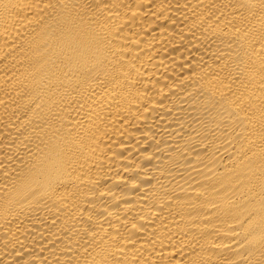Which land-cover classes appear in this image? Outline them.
Instances as JSON below:
<instances>
[{"label": "bare ground", "instance_id": "6f19581e", "mask_svg": "<svg viewBox=\"0 0 264 264\" xmlns=\"http://www.w3.org/2000/svg\"><path fill=\"white\" fill-rule=\"evenodd\" d=\"M0 264H264V0H0Z\"/></svg>", "mask_w": 264, "mask_h": 264}]
</instances>
